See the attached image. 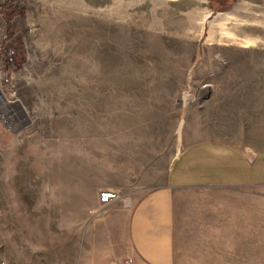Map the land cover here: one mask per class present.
Segmentation results:
<instances>
[{
	"label": "rangeland",
	"instance_id": "obj_1",
	"mask_svg": "<svg viewBox=\"0 0 264 264\" xmlns=\"http://www.w3.org/2000/svg\"><path fill=\"white\" fill-rule=\"evenodd\" d=\"M0 91V264H103L186 146L264 148V0H0ZM174 205L177 264H264V185Z\"/></svg>",
	"mask_w": 264,
	"mask_h": 264
},
{
	"label": "crops",
	"instance_id": "obj_2",
	"mask_svg": "<svg viewBox=\"0 0 264 264\" xmlns=\"http://www.w3.org/2000/svg\"><path fill=\"white\" fill-rule=\"evenodd\" d=\"M168 182L143 194L126 226L129 252L115 246L103 264H177L175 257L176 190L196 186L264 185V148H242L228 142L200 141L186 146L173 161ZM239 215V214H238Z\"/></svg>",
	"mask_w": 264,
	"mask_h": 264
},
{
	"label": "built area",
	"instance_id": "obj_3",
	"mask_svg": "<svg viewBox=\"0 0 264 264\" xmlns=\"http://www.w3.org/2000/svg\"><path fill=\"white\" fill-rule=\"evenodd\" d=\"M1 96H0V105H1ZM102 200L103 202H108L111 200H114L115 197H117V194L115 193H110L108 191L102 192ZM127 260L123 264H134V259L132 257H127Z\"/></svg>",
	"mask_w": 264,
	"mask_h": 264
},
{
	"label": "bare ground",
	"instance_id": "obj_4",
	"mask_svg": "<svg viewBox=\"0 0 264 264\" xmlns=\"http://www.w3.org/2000/svg\"><path fill=\"white\" fill-rule=\"evenodd\" d=\"M0 96H1V98H2V99H1L0 113H3L4 110L2 111V109H3V106L5 105V100H4V97H3L2 94H1V91H0ZM187 98H188V97H187ZM15 106H17V107H19L20 109H22L21 106H19L18 103L15 104ZM7 107H10V106L7 105Z\"/></svg>",
	"mask_w": 264,
	"mask_h": 264
}]
</instances>
